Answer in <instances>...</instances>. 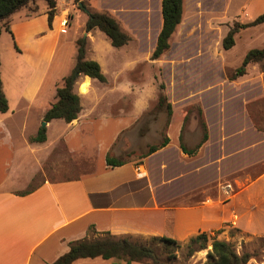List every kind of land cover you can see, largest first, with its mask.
<instances>
[{
    "label": "crops",
    "instance_id": "0c3cea01",
    "mask_svg": "<svg viewBox=\"0 0 264 264\" xmlns=\"http://www.w3.org/2000/svg\"><path fill=\"white\" fill-rule=\"evenodd\" d=\"M206 1L204 7L202 0H183L182 20L170 37V48L154 60L184 65L170 74L171 79L184 81L176 89L185 102L193 99L200 106L202 116L189 117L194 134L184 133L182 110L176 117L171 105L165 127L168 143L146 156L132 154L119 166H109L106 157L139 150L135 146L142 143L137 127L141 114L97 111L98 100L87 103L91 86L85 94L74 90L82 107L76 119L45 122L46 140L31 139L43 127L57 87L74 66L77 49L67 56L66 66L63 61L56 66L55 61L75 16L86 19L87 12L112 16L131 37L121 47L146 46L151 56L162 25L161 0H82L78 4L83 9L73 0H56L50 23L46 1L31 0L16 10V17V12L10 15L11 33L3 29L0 34V78L8 101V110L0 113V264H50L68 251L71 242L105 233L132 240L168 237L187 242L205 232L232 242L235 249L237 242L264 239V128L249 115L256 102L264 104V73L257 72L256 63L236 79H229L232 73L225 75L251 49L229 67L225 53L238 39L249 37L254 48L264 47V23L240 29L233 48L225 50L222 39L229 27L215 12L221 0ZM250 4L255 6L254 0H248ZM258 8V14L243 23L263 13L264 2ZM65 18L68 27L63 32ZM85 22L72 39L75 46L83 32L88 44L93 40L96 28L86 32ZM3 33L8 39L1 40ZM174 36L180 39L175 46ZM126 68H115L116 74ZM78 79L98 81L82 74ZM198 80L205 83L193 90ZM198 116L207 139L195 153L187 154L180 148V136L188 149L200 142ZM224 184L232 187L228 195ZM72 264L125 263L95 257Z\"/></svg>",
    "mask_w": 264,
    "mask_h": 264
},
{
    "label": "rangeland",
    "instance_id": "374dc122",
    "mask_svg": "<svg viewBox=\"0 0 264 264\" xmlns=\"http://www.w3.org/2000/svg\"><path fill=\"white\" fill-rule=\"evenodd\" d=\"M36 1L41 3L42 0ZM247 2L248 0H221L219 7L215 9L217 10L215 12L218 13V16L222 14L226 21L224 25L226 24L230 28L234 22L243 23L258 14V7L262 5L264 0H254L255 6L252 4L248 6ZM94 3L95 2L93 1L92 4ZM206 3V0H202L204 7ZM17 11H15L16 14H14L15 12L12 13L15 17L19 14ZM85 20H87V18L85 19V16L83 17V15L75 16L73 24L69 27V33L64 36L66 43L58 48V54L56 55L57 57L55 61L56 66L59 61L61 63L63 61L66 66L69 60L67 56L69 53L71 54L76 50V46L73 44L72 39L76 37V33L81 32V29H79L80 24L84 26ZM81 36H85L84 32ZM3 37H7L8 39L6 33L2 34L1 40ZM178 41H180L179 37L174 36L171 43L175 46ZM255 46L256 43H254V40L249 37H245L242 40L238 39L235 47H232L233 50L225 53L227 65L229 67H234L239 62L244 50L248 47L254 48ZM11 49L12 48H10V50ZM148 51L149 47L146 46L135 50L132 44L121 48L113 47L107 36L96 28L92 42L90 44L87 43L86 45V57L94 59L99 63L106 81H95L91 84L89 79H85L82 82L77 79L74 86V90H78L82 94L87 93L88 88L91 86V92L87 99L89 101L87 103H92L94 99L98 100L97 103L100 107L97 111L102 109L104 112L109 111L110 114H141L137 122V127L140 128L138 133L142 137V143L140 146H135L139 150L126 152L119 158H129L132 154L136 155V157H140L147 152L149 145L160 143L165 137V127L167 126L168 116L165 105H158L159 95H164L167 101L172 107H174L176 110V117L180 114V109L182 110V117H185L184 133L190 131L189 135L194 134L193 130L188 126L191 119H189V117L197 116V111L200 106L193 99L185 102L184 98L186 97H184L181 90L176 89L177 84H182L184 81L171 79L172 74H170L171 70L182 71L184 65L182 63L171 65L159 63L151 59ZM196 64L195 70L199 68V64ZM169 66L171 67L169 68ZM117 67L126 69H123V72L120 70L122 73L116 74L117 71L115 68ZM256 70L257 72L262 71L260 63ZM233 71L232 69L227 68L225 70V75L227 76L230 73H233ZM197 72L198 71L193 74ZM204 83L205 81L203 80L194 82L192 84L193 90H196ZM84 88L86 90H83V93L82 89ZM85 101L86 100H84V105L86 106L87 103ZM236 109L237 108L234 110ZM249 115L255 124L264 128L263 103L256 102V106L251 109ZM195 123L198 127V131L200 130L202 132L203 128L200 126L199 116ZM171 136L173 139L176 138V131H174V128H172ZM145 142H149L150 144H146ZM148 240H150V238L146 239L147 242ZM152 244L155 247V251L160 254L162 258L168 257L169 253L170 255H172V252L175 253V258L169 260V263L171 264H202L207 259V251L211 249V242H208L205 249L196 251L189 257L186 254L185 242H180V247H174L173 249H170L168 253H164L161 244ZM236 247L238 253L246 251L252 255L247 264H264V239L255 238L247 243L237 242ZM144 263L151 264L149 260L139 262V264Z\"/></svg>",
    "mask_w": 264,
    "mask_h": 264
},
{
    "label": "trees",
    "instance_id": "16d2710c",
    "mask_svg": "<svg viewBox=\"0 0 264 264\" xmlns=\"http://www.w3.org/2000/svg\"><path fill=\"white\" fill-rule=\"evenodd\" d=\"M31 0H0V34L3 29L11 33L8 19L12 13L21 7L25 6ZM48 5V20L49 23L53 17L56 0H45ZM78 8L83 9V4H78L82 0H73ZM183 0H161V17L162 25L157 36L156 45L151 54V59H158L163 53L170 48V37L174 33L176 27L182 20ZM264 23V12L259 14L253 20L246 23L234 22L229 28L226 35L222 39V47L227 50L235 43V35L240 29L252 27ZM97 28L103 32L113 47H121L129 42L130 35L123 31L118 22L110 15L100 12H87V20L85 22V31ZM76 57L75 63L71 72L63 78L62 84L56 89V101L47 109L43 115V121L49 122L53 119H62L69 123L78 117L81 110L79 95L74 91L75 83L78 77L87 75L91 79H96L100 82H105V75L102 73L101 67L96 60L86 59V36H81L75 41ZM260 63L264 72V47L249 49L241 64L234 69L229 79H236L247 73L248 67L252 64ZM158 105H165L167 111V124L172 114L171 104L167 101L164 95H159ZM8 110V101L2 91V82L0 78V113ZM198 114L201 117L202 112L199 109ZM203 135L200 142L192 149H188L182 142L180 136V148L184 153L193 154L199 146L206 141L207 132L203 121ZM36 142L46 140V127H40L35 137L31 139ZM168 143V138L165 137L160 143L148 146L147 152L142 155L146 156ZM128 158H116L107 156L106 162L109 166H119L124 164ZM150 241V242H149ZM211 242V249L207 251V259L202 264H247L252 255L246 251L238 253L232 242L219 240L217 236H210L205 232L191 237L185 242L187 256H192L196 251H200L207 247V243ZM152 243L161 244L164 253H168L170 249L181 246L180 242L168 237H152L148 242L146 240H132L130 238H115L109 233H105L101 237L95 239H81L73 241L69 245V249L64 254L60 255L50 264H72L74 261L81 258L101 257L103 259H112L114 262L130 264L132 262H142L149 260L151 264H171L170 259L175 258V253L162 258L155 251Z\"/></svg>",
    "mask_w": 264,
    "mask_h": 264
},
{
    "label": "built area",
    "instance_id": "2783aa9c",
    "mask_svg": "<svg viewBox=\"0 0 264 264\" xmlns=\"http://www.w3.org/2000/svg\"><path fill=\"white\" fill-rule=\"evenodd\" d=\"M61 26H62L61 30L63 32H65L66 29H67V27H68V19L67 18H65V19L62 20ZM221 187H222V190L224 191V193L226 195H228L231 192V190H232V187H231L230 184H224Z\"/></svg>",
    "mask_w": 264,
    "mask_h": 264
},
{
    "label": "water",
    "instance_id": "95a60500",
    "mask_svg": "<svg viewBox=\"0 0 264 264\" xmlns=\"http://www.w3.org/2000/svg\"><path fill=\"white\" fill-rule=\"evenodd\" d=\"M44 125H45V122L43 121V122H42V126H44Z\"/></svg>",
    "mask_w": 264,
    "mask_h": 264
}]
</instances>
